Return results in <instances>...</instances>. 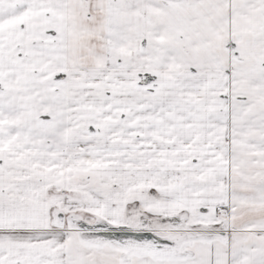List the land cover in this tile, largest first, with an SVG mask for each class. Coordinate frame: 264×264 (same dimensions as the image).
<instances>
[{
  "label": "snow or ice",
  "instance_id": "1",
  "mask_svg": "<svg viewBox=\"0 0 264 264\" xmlns=\"http://www.w3.org/2000/svg\"><path fill=\"white\" fill-rule=\"evenodd\" d=\"M0 264H264V0H0Z\"/></svg>",
  "mask_w": 264,
  "mask_h": 264
}]
</instances>
